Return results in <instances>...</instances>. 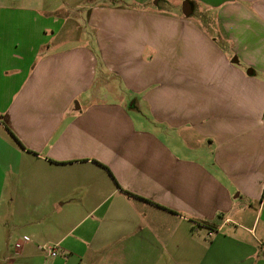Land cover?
Here are the masks:
<instances>
[{
	"label": "crops",
	"instance_id": "crops-1",
	"mask_svg": "<svg viewBox=\"0 0 264 264\" xmlns=\"http://www.w3.org/2000/svg\"><path fill=\"white\" fill-rule=\"evenodd\" d=\"M135 2L134 8L119 9L130 16L115 36L105 34L96 8L89 25L107 69L131 89L130 95L141 92L133 110L148 108L158 120L151 125L162 135L175 130L179 141L172 146L135 128L125 107L95 103L105 98L95 84V58L89 48L64 43L69 38L61 26L65 19L50 14L59 8L47 3L45 9L44 0L1 2L0 112L9 114L2 129L13 139L7 145L16 158L5 160L0 178V264H10L16 254L39 264H70L74 257L77 264H264L254 235L255 221L264 215V0H189L218 8L220 38L235 42L228 52L188 18L191 3L189 15L181 6L182 16H169L155 12L164 0ZM151 17L163 19L168 29L181 26L185 41L203 43L212 61L204 69L193 68L199 72L194 82L186 85L183 68H190L195 53L168 46L156 54L161 85L147 90L153 81L145 78L149 70L133 45L139 34L148 39L159 27L161 21ZM138 23L141 30L134 31ZM113 97L124 98L121 90ZM137 111L132 117L141 120ZM101 129L113 131V144H100ZM185 136L195 144L216 139L208 160L238 190L235 196L205 171L206 163L193 155ZM240 168L254 189L240 184ZM254 201H259L256 212ZM243 211L245 217L253 215L252 221L232 226ZM195 219L236 236H217L206 257L193 242L188 256L182 241ZM49 242L56 254L47 252L52 260H42L38 251Z\"/></svg>",
	"mask_w": 264,
	"mask_h": 264
},
{
	"label": "rangeland",
	"instance_id": "rangeland-1",
	"mask_svg": "<svg viewBox=\"0 0 264 264\" xmlns=\"http://www.w3.org/2000/svg\"><path fill=\"white\" fill-rule=\"evenodd\" d=\"M4 1L6 0H0V4L1 2H4ZM9 1H14L15 3H18L19 1H23V0H9ZM37 1H41V0H37ZM173 1L174 0H164V2H161V4H159V6L156 7L157 11L155 12L161 13V14H167L169 16L172 14L181 15L182 13L180 9H181L183 0H180V2H177V5H175ZM62 2H65L66 4H62ZM47 3L49 5H52L51 8L53 7V10L55 8L57 9L59 8V11H57L56 14L50 13L52 16L57 15L65 19V21L62 23L61 26H63L62 30H66L69 35V38L67 40H64V43H66L67 47L68 48H77V47L89 48L88 49L89 52H91L95 58L94 64L97 70V73L95 76V84L102 91L103 96L105 95L104 99L96 100L95 103H97L98 105H102V106H105V105L123 106L125 107L126 111L131 114V118L134 122L135 128H139L141 132L148 131L153 134V136L155 137V141L160 142V143H165V144L169 143V145L171 146L173 143L178 142L179 139L177 138V133L175 130H170L167 135H165L166 132H164V135H162L159 132L160 129L153 128V126L151 125V122H156L158 120L153 119L150 116V113H149L150 110L148 108H146L145 106H141L140 110L138 111L133 110L132 103L135 102L134 100L137 99V97H141L140 95L141 92H137L135 94L133 93V95H130L131 89L129 90L128 88L125 87L123 82L120 79H118V76L116 75L115 72H113L112 69L111 70L107 69V66L105 65L104 60L101 59V55H99L96 50L97 43L94 37L96 30L94 27L89 25V21H88L90 15L93 12V9L96 8V15H100L101 17V20H102L101 24L103 28L105 27L104 28L105 34L115 36V34L117 33L119 29V23L121 24L125 18H129L130 16V11L128 13H124L123 11L119 9L122 7L124 8L129 7L128 5H131V7L134 8L135 7L134 3H136L135 0H44L43 7L48 10L49 5ZM158 3H159V0H157L156 4ZM190 3L192 4V2ZM120 5L122 6L120 7ZM151 6L154 8V5H151ZM192 6H193V11L189 15L188 18L191 19L192 21L200 23L201 28L207 33L208 37L212 38L215 41V43H217L220 47H223L225 52H228L229 51L228 46L231 47V45L235 44V42L233 40H229L228 41L229 45H228L227 42H224L226 41L225 39L222 40L220 38L221 34L218 32V25H217L218 8L214 6L209 7L205 4H199V6L197 4H192ZM126 9H130V8H126ZM124 14L127 17H125ZM155 19L157 18H152V17L148 18V20H155ZM155 21H161V23L156 24L159 27L152 28V32L151 31L149 32V38L145 39L143 34H139L137 36V39L134 40V45H133L134 51L139 53L140 55L139 60H141L142 65L143 63H145L146 64L145 67L148 68L149 70V73H148L149 75L147 74V76H145V73H143L145 78L147 80L149 79L150 81H153L152 84L150 83L147 90L149 89L151 90L161 85L160 83L161 77H162V73L160 71L162 70L160 67L161 59H159L160 57L157 58L156 54L160 50L166 51L168 46L174 47L176 49L179 48L180 50H182V52L185 51V53L187 52V50L190 49L189 54L195 53V55L190 60V62L192 63L190 68L189 67L183 68L184 74L186 77V80L183 78V81L186 82V85L194 82L195 78H197V76L199 75V72L193 70V68L198 67V68L204 69L206 65L208 64V61L210 62L212 61V58H209V56H207L209 54L208 52H206L205 54L203 53L202 47H200V46H203V43L202 42L198 43L197 40L196 41L193 40L195 42L185 41L184 37L181 36V34L178 32L179 30L183 29L181 26L177 27L173 24V27H171L170 25V28L168 29V26L166 27L164 24H162L163 19L161 20L157 19ZM167 21H169V19H167L164 23L168 24ZM164 27H166V29ZM134 28H135L133 29L134 31L141 30L139 23L135 24ZM193 48L194 50H191ZM139 64L136 65L138 68L141 65ZM100 73L103 74V76L98 75ZM163 74L165 75L166 72L164 71ZM137 75L139 76V74ZM102 78H104V82L98 83L99 79H102ZM195 88H197V86L190 85V90H193ZM120 90H121V95L124 98L123 99L114 98L113 97L114 93L116 92L120 93ZM20 94H22V92ZM18 96L21 99V96L20 95ZM22 101L23 100L21 99V103H23ZM74 106L76 107V103L74 104ZM130 106L132 107L131 109H130ZM157 108L159 109V111H161V104H158ZM136 111L142 113L141 120H139V118L138 119L135 118L134 120L133 117H135V114H137L135 113ZM15 114H17V112H15L11 116H14ZM6 115H7L6 111L0 112V123H1L0 124V178L4 176V172H5L4 170L6 167L5 160L9 161V160H14L16 158V153L11 148H9L7 145V142H12L13 139L10 137V135L6 133V131L2 129L3 128L2 124L7 126V123H8L9 114L7 116ZM115 122L118 123L117 129L123 131L121 134H126L124 133L125 126L121 125L119 121L117 120ZM185 130L180 131L179 135H184L186 133ZM97 138H99L101 145H104L105 143L107 145H110V144H113V140L115 136H113V131L112 133H110V131H107L104 134V131L101 129V132L97 135ZM132 140L137 141V140H142V138L133 136ZM184 141L187 144V146L193 149L192 150L194 152L193 155H195V157H197L198 160L202 162L201 164L204 165L206 163V165L203 166L205 171H207L211 175L216 176L217 179L223 184V186L225 185V188L226 187L231 188L232 189L231 192L233 193V196H235L238 193V190L236 188H232L231 185H229L228 180L223 176V174L219 170H216L214 172V166L212 162L208 160L210 158L209 154L215 148L214 145L217 142L216 139L214 138L213 140V138L211 137L201 138L198 141V143L195 144V141L193 140V138H188L187 136H185ZM180 142H181V139H180ZM117 144H120V143H117ZM195 149L198 151H195ZM101 152H103V154L106 153L105 150ZM97 153H100V152L97 151ZM259 171L261 172L262 168L259 169ZM254 176H255L254 173H250V177H252V179H255ZM246 177H247V174L242 171V168H240V174L237 177L238 181L240 182L242 186L246 188L250 187V189H254L255 185L253 186V183L251 182L252 180L247 181ZM74 179L76 182V178ZM241 199L245 200L243 199V197H241ZM258 203L259 201H254L253 205L255 209L253 210V212H256L258 208ZM240 214L244 216L245 211L241 212ZM234 219L236 221L235 222L236 224L232 223V226H236L239 223L248 225V222L245 219L252 221L253 215L252 216L248 215L246 217L244 216V217H241L240 219L235 217ZM193 221H194V224H191L189 225V227L188 226L186 227V232H187L186 238L183 239L182 241L184 242L182 243L183 244L182 247L183 249H185V254L188 256H190L191 254L190 251L192 249L193 242L196 245L194 249L199 251L198 252L199 254L201 255L203 254V256L204 255L208 256V254H212V251L216 248V246H212L210 249L211 251L208 250V248L210 247L209 246L210 242L213 239H215L217 236H218L217 238L225 237L229 239L236 236L235 234L231 236L225 235L227 234L225 233L226 232L225 228L222 230L214 229L209 226H206L208 224H204L200 220L195 219ZM254 230H255L254 235L257 239L256 250L258 254H263L262 252H264V250H263V246L261 243H264V215L258 216V218L255 221ZM49 245H54V244L50 242L46 243L42 246L43 250L38 251L41 255L40 259L47 260V261L52 260V258L49 257L48 255L49 251L47 250V246ZM18 255L19 254L14 255L9 263L10 264H39L36 260H33V259L29 261L20 259L19 258L20 255L19 256ZM61 255L62 254H60V256ZM77 261H79V258L74 257L71 260L70 264H77ZM251 261L252 260L245 262L242 260L240 264H250ZM229 264H239V263L231 262Z\"/></svg>",
	"mask_w": 264,
	"mask_h": 264
},
{
	"label": "water",
	"instance_id": "water-1",
	"mask_svg": "<svg viewBox=\"0 0 264 264\" xmlns=\"http://www.w3.org/2000/svg\"><path fill=\"white\" fill-rule=\"evenodd\" d=\"M155 3L157 2V0L154 1ZM191 4L189 2V0H183L182 2V12L184 15H189L191 13ZM232 61H235V59L233 58ZM248 73L251 72V70H247Z\"/></svg>",
	"mask_w": 264,
	"mask_h": 264
},
{
	"label": "built area",
	"instance_id": "built-area-1",
	"mask_svg": "<svg viewBox=\"0 0 264 264\" xmlns=\"http://www.w3.org/2000/svg\"><path fill=\"white\" fill-rule=\"evenodd\" d=\"M47 250L49 251V253L51 255H55L56 254V246L55 245H49V246H47Z\"/></svg>",
	"mask_w": 264,
	"mask_h": 264
}]
</instances>
